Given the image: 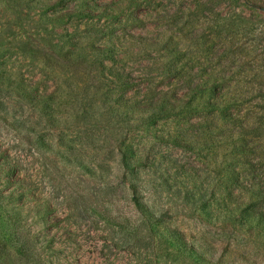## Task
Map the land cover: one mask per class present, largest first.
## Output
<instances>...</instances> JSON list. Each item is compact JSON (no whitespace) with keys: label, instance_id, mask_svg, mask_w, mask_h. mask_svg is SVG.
<instances>
[{"label":"rangeland","instance_id":"374dc122","mask_svg":"<svg viewBox=\"0 0 264 264\" xmlns=\"http://www.w3.org/2000/svg\"><path fill=\"white\" fill-rule=\"evenodd\" d=\"M70 10L94 17L46 20ZM138 36L161 49L135 46ZM70 41L88 48L86 62L62 56ZM111 43L120 44L114 62L92 54ZM169 56L194 84L219 86L218 122L247 134L252 149L240 180L264 182V0H0V264H173L170 244L146 233L139 241L133 183L216 259L264 264L263 237L225 221L231 155L194 127L209 117L153 123L119 105L149 89L188 92L186 79L163 74ZM105 212L137 226H114Z\"/></svg>","mask_w":264,"mask_h":264},{"label":"trees","instance_id":"16d2710c","mask_svg":"<svg viewBox=\"0 0 264 264\" xmlns=\"http://www.w3.org/2000/svg\"><path fill=\"white\" fill-rule=\"evenodd\" d=\"M57 4L48 6L49 9H54ZM109 6L104 5L101 12V17H105L109 13ZM94 13V12H93ZM91 16L94 14L89 12L88 14L79 13V10H70L62 14L55 15L53 17H47L46 20L51 23H57L65 19L72 18L74 16ZM139 48L158 50L161 49L160 42L153 38H147L144 36L136 37ZM80 42H69V45L65 48H60V53L68 61H79V57L82 61H87L83 58L82 54L86 49ZM92 54L104 57L107 61L114 62L117 54L120 52V44L111 43L108 47H93L91 48ZM169 61L164 63L163 74L166 76L167 81H175L177 79H186L189 82L190 90L184 93L183 96H179L175 91L160 90L155 92L149 89L143 94L140 100L133 99L131 101L126 100L124 104L119 102V105L123 106L127 111L138 113L140 115H146L150 122L156 123L158 121L169 120L176 116H192L194 113L202 112L209 118H202L195 124V128L205 134L207 144L214 142L210 146H221L226 149L231 155L228 159V190L226 194V210L227 217L226 222L237 223L242 227H245L250 234H258L263 237L264 244V182H259L261 178H256V172L253 176L259 179L254 182H250L245 185V181L241 182L240 176L247 178L249 174L245 171H238V167L244 164L245 158L250 154L251 147L250 143L246 142L245 139L241 138L247 134L238 132L235 126H232L227 121L219 123L217 118L218 114L224 110V105L219 101V86L216 84H202V82H196L192 80L193 76L183 72L181 66H179V58L175 56H169ZM100 65V64H99ZM111 72L112 67L105 66ZM147 68L149 66H146ZM145 67V68H146ZM115 75V74H112ZM122 78H117L120 82ZM192 80V81H191ZM127 82L122 81L123 87H127ZM127 93L128 89H126ZM22 94L25 98L29 99V93L26 90H22ZM229 103V102H228ZM212 117L213 119H211ZM215 119V120H214ZM243 134V135H242ZM242 135V136H241ZM176 143L181 144L183 140H179L178 136L174 138ZM127 169L132 173L135 180H138L139 174L135 172V169L125 162ZM236 190L239 191L235 194ZM131 194L134 212L140 214L142 217L141 225L137 226L134 223L132 216H126L121 221L118 217L113 214L105 212V218L112 225L125 228L134 229L137 226L139 229L138 236L139 241L142 242L145 237L143 233L155 240L160 238L161 241L170 244L171 256L173 264H229L223 259H216L209 250L201 249L189 241L185 232L179 228L172 226L165 221L164 216L159 214L150 204L145 200L140 190L133 183L131 185ZM244 195L242 196L240 195ZM7 196L0 194V203L6 199ZM189 201V200H188ZM188 204H190L188 202ZM11 222L13 227L18 226V220L11 216ZM46 222L45 217L43 218ZM22 248L18 251L19 254L24 256L31 255L27 248L21 245ZM150 247V246H149ZM153 247V246H152ZM158 247V251H160ZM264 248V245H263ZM156 248L154 249V252Z\"/></svg>","mask_w":264,"mask_h":264}]
</instances>
